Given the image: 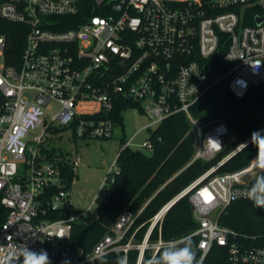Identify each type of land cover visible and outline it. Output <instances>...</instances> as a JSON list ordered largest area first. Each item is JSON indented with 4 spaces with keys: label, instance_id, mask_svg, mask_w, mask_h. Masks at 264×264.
<instances>
[{
    "label": "built area",
    "instance_id": "built-area-1",
    "mask_svg": "<svg viewBox=\"0 0 264 264\" xmlns=\"http://www.w3.org/2000/svg\"><path fill=\"white\" fill-rule=\"evenodd\" d=\"M93 1L99 14L75 28L56 30L58 18L80 14L81 0H0V21L20 25L26 33L17 63H9L13 43L0 33V264H22L24 248L46 250L52 264L66 259L93 264L115 252L126 257L132 249L140 251L138 264L147 251L161 259L166 249H181L185 239L164 240L160 233L152 242V234L185 195L198 224L192 235L201 254L198 264L216 243L228 249L229 264H264L263 245L241 240L219 224L232 202L253 203L250 189L264 175V147L247 165L218 174L253 144L251 136L166 204L151 219L140 245L124 241L142 210H126L91 250L72 248L73 227L93 222L87 218L92 207L75 213L61 165L41 160L38 147L25 141L35 130L43 129L38 146L53 125L71 128L79 139H111V114L127 101L151 120L147 129L185 114L195 134L193 161L209 162L231 145V132L223 120L205 124L192 108L221 85L239 99L252 86H264V22H257L264 17V0ZM250 21L255 25L246 24ZM4 28L0 24V31ZM221 125L226 132L218 131ZM258 131L264 133V125ZM209 136L222 147L210 149ZM131 145L132 140L125 147ZM143 146L152 149L149 141ZM81 164L78 155L75 174ZM109 170L93 204L111 197L117 159Z\"/></svg>",
    "mask_w": 264,
    "mask_h": 264
},
{
    "label": "trees",
    "instance_id": "trees-1",
    "mask_svg": "<svg viewBox=\"0 0 264 264\" xmlns=\"http://www.w3.org/2000/svg\"><path fill=\"white\" fill-rule=\"evenodd\" d=\"M99 14L93 0H81V12L75 18H58L53 29L67 30L77 27L86 17ZM6 34L13 43L9 53V63L19 62L24 47L26 33L21 26L0 21ZM255 25L254 21L246 23ZM136 106L131 102H120L111 114L115 124L123 125V112ZM192 114L205 124L223 120L229 127L234 139L231 145L212 161H193L196 152L195 134L191 124L183 113L173 115L152 131L149 142L151 154L125 147L117 158L119 173L111 185V197L107 202L98 203V221L90 224H75L71 246L75 250H91L99 240L108 234L126 210L138 213L142 210L134 226L128 232L124 243L140 245L145 240L151 219L169 202L178 197L201 175L227 156L235 147L248 139L253 132L264 125V86H252L248 94L239 99L221 85L199 101ZM261 148L253 143L241 154L223 165L218 174L233 172L247 165ZM45 161V158H41ZM53 160V159H50ZM67 186H73L76 174L73 165L59 162ZM74 212V211H73ZM219 224L235 231L239 239L248 243L264 246V208H258L252 202L234 201L221 214ZM198 224L194 219L190 195L180 198L168 211L161 230L157 227L151 237L156 241L161 233L164 240H182L181 248L190 245L195 252L194 264H198L201 254L197 249V240L192 236ZM255 239V240H254ZM143 264H161L159 256L145 253ZM123 253H111L93 264H118ZM140 251L130 250L126 256L127 264H138ZM228 249L214 245L205 262L229 264Z\"/></svg>",
    "mask_w": 264,
    "mask_h": 264
},
{
    "label": "rangeland",
    "instance_id": "rangeland-1",
    "mask_svg": "<svg viewBox=\"0 0 264 264\" xmlns=\"http://www.w3.org/2000/svg\"><path fill=\"white\" fill-rule=\"evenodd\" d=\"M150 121L147 115L140 110V106L136 105L123 112V125L115 124L114 137L111 139H79L75 137L71 128L53 125L45 133L39 146L36 143V137L42 134V128L32 132L33 134L25 141L29 147L33 146L35 149L38 147L39 157L45 158V161L49 163L60 164L59 162H62L73 165L74 159L81 155L82 164L77 168L72 186L74 210L76 214L83 215L92 207L87 218L94 222L98 221V204H93L95 197L112 163L127 143L132 140L133 149L151 154V151L143 146L149 141L154 130L147 129ZM233 139V134H230L229 140Z\"/></svg>",
    "mask_w": 264,
    "mask_h": 264
},
{
    "label": "clouds",
    "instance_id": "clouds-1",
    "mask_svg": "<svg viewBox=\"0 0 264 264\" xmlns=\"http://www.w3.org/2000/svg\"><path fill=\"white\" fill-rule=\"evenodd\" d=\"M259 68V65H257ZM237 83L241 87H246V82L239 80ZM238 95H243L242 92H238ZM219 132H226L225 126L221 125L218 129ZM205 141L210 149L218 150L222 147V144L218 138H213L209 136ZM251 142L264 147V133L260 131H255L251 135ZM259 164V162H258ZM252 193V200L255 206L258 208H264V175L259 176L255 184L250 189ZM23 262L22 264H52L46 250L34 251L30 248H24L23 252ZM195 252L192 250L190 245H186L184 248L166 249L163 256L161 257V264H194ZM62 264H70L69 260H65ZM118 264H127V258L122 257L118 261Z\"/></svg>",
    "mask_w": 264,
    "mask_h": 264
},
{
    "label": "water",
    "instance_id": "water-1",
    "mask_svg": "<svg viewBox=\"0 0 264 264\" xmlns=\"http://www.w3.org/2000/svg\"><path fill=\"white\" fill-rule=\"evenodd\" d=\"M257 22H258V25H259V24H262V23L264 22V17H259V18L257 19ZM262 116H263V119H264V114H263Z\"/></svg>",
    "mask_w": 264,
    "mask_h": 264
},
{
    "label": "crops",
    "instance_id": "crops-1",
    "mask_svg": "<svg viewBox=\"0 0 264 264\" xmlns=\"http://www.w3.org/2000/svg\"><path fill=\"white\" fill-rule=\"evenodd\" d=\"M117 158H118V155H117ZM117 158H116V159H117ZM116 159H115V160H116ZM115 160H114V161H115ZM113 163H114V162H113ZM113 163H112V164H113Z\"/></svg>",
    "mask_w": 264,
    "mask_h": 264
}]
</instances>
